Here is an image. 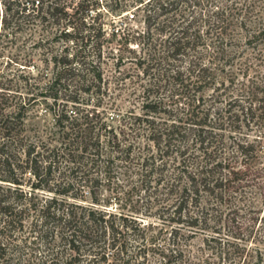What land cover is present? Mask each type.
Instances as JSON below:
<instances>
[{
  "label": "trees",
  "instance_id": "obj_1",
  "mask_svg": "<svg viewBox=\"0 0 264 264\" xmlns=\"http://www.w3.org/2000/svg\"><path fill=\"white\" fill-rule=\"evenodd\" d=\"M103 1L119 19L110 39L89 17L92 1L0 0L1 28L28 31L52 74L44 86L21 73L0 88V264H227L239 248L228 238L255 229L233 216L264 198L263 154L243 132L264 133V88H229L239 82L224 68L264 30L236 0H207L206 11L190 0ZM105 72L139 87L127 88L129 106L98 109ZM39 97L52 99L53 127L33 138ZM114 164L140 173L128 212L100 203V172ZM197 235L209 258L196 263L185 252ZM242 252L233 264H264L258 250Z\"/></svg>",
  "mask_w": 264,
  "mask_h": 264
},
{
  "label": "rangeland",
  "instance_id": "obj_2",
  "mask_svg": "<svg viewBox=\"0 0 264 264\" xmlns=\"http://www.w3.org/2000/svg\"><path fill=\"white\" fill-rule=\"evenodd\" d=\"M89 1L97 3V8L92 11V14H90L89 17H97L98 24H100V22L103 24L106 34H108L107 39H110L113 29L111 23L115 22L114 26H116L119 19L115 14L106 12L107 9L104 1L102 3H100V0ZM217 1L219 0H216V2ZM236 1H239V6L243 10L242 16L252 24V27L258 25L264 30V0ZM189 3L191 4V10L193 11H200L201 8L206 11L213 8L207 5V0H190ZM215 4L217 5V3ZM133 13V11L130 12V14ZM136 20L137 21L135 23L133 22V24L138 27H140V25L142 26V24L139 23V20ZM234 33L236 32H233V34ZM28 34V31L17 32L11 27L3 29L0 25V88L14 86L15 84H18V82H22V79L18 77L21 73H24V75L30 73L29 76L31 79L29 81L38 82L40 86H44L45 83L51 79L52 74L50 67L47 68L44 66L45 64L42 61V56H40L42 52L41 49L31 47L33 41L29 38ZM52 44L58 50L62 46L59 42ZM109 46L113 47L114 45L112 43ZM46 48L50 47L46 46ZM235 49H239L240 54H237L235 59L230 63V66L224 68V73L231 74L235 82L239 83L229 88H264V37L252 43L250 47L249 45L246 46L241 43L239 48ZM28 56H33V63H30L31 61L29 60L31 59H29ZM105 63L109 68L112 67V60H105ZM26 64H33L37 69L26 68V70H21L22 65ZM218 68L221 70L222 67L220 64L218 65ZM113 75V72L104 73L102 84L99 87L101 88V91L99 94L100 107H98V109L106 107L107 103H112L113 101H115L118 106H129V103L131 102L129 100H131V98H127V88H139L137 86L132 87L128 84L117 85L116 83H113ZM118 88L123 89L118 90ZM86 98L90 99L88 106L91 107L94 102H96L97 96L94 93L87 94ZM39 100L40 101L32 105L27 120L28 134L33 138L37 130L44 134V130H49L53 127V119L49 114L51 111L47 109V106L51 105L52 99L47 97L46 101H44L46 103L41 101L43 100L41 97H39ZM108 113L112 115L114 113L113 109L108 110ZM243 132L246 133V140L248 142H252L254 145H259L260 151L263 154L262 162H264V133H262V130L254 127L249 131L244 129ZM98 185L101 205L109 206V208L113 209H121L124 212L131 211L130 208L135 205L136 201H138L140 195L143 193L141 190L140 173L137 172L136 168L121 164H114L106 170H101L100 182ZM261 191L264 194V189H261ZM252 210L254 213L248 214L246 210H243L240 211L238 215L233 216V218H236L237 223L243 222L245 227L253 225L255 229L252 231L248 228L241 233L237 232L239 238H242L243 240L228 238L229 242H234L239 248L237 250H232L227 256L226 262L223 263L233 264V262H238L240 255L244 253L242 252V246L244 245L247 247L248 254L245 253L247 260L252 256H255V251L258 250L264 261V198L262 201L258 199L252 207ZM202 240L203 237L197 235L187 242L188 247L185 252L186 257L189 256L190 260L195 261L196 263L198 261L203 262V260L209 258L207 257L209 256V253L206 250H203ZM244 240L248 241L244 242Z\"/></svg>",
  "mask_w": 264,
  "mask_h": 264
}]
</instances>
